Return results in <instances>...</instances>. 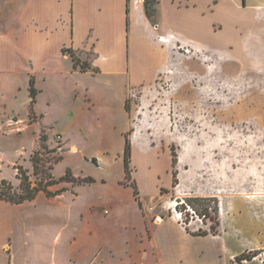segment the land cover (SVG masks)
Returning a JSON list of instances; mask_svg holds the SVG:
<instances>
[{
	"label": "rangeland",
	"instance_id": "obj_1",
	"mask_svg": "<svg viewBox=\"0 0 264 264\" xmlns=\"http://www.w3.org/2000/svg\"><path fill=\"white\" fill-rule=\"evenodd\" d=\"M17 1L23 5L24 0ZM14 3L0 0V38L10 32L1 25L4 18L23 19L22 7L5 9ZM224 8L221 20L228 26L251 23L247 12ZM256 16L255 30L241 46L214 52L198 44L202 51L190 56L173 46L154 82L129 91L127 181L121 136L125 118L117 102L107 101L111 80L69 74L65 63V73L46 81L37 76L36 84L32 80L33 114L24 49L9 52L13 62L0 64V181L16 193L19 172L31 188L49 177L57 182L66 171L92 182L58 183L48 190L66 189L61 195L49 199L39 194L32 202L10 206L5 214L14 226L11 240L5 241L9 248L0 250V264L9 258L12 264L52 259L148 264L143 252L133 259L125 253L130 224L138 231L142 220L149 234L155 217L165 220L152 231L170 255L168 264H264V9ZM77 57L90 59L89 54ZM75 95L80 105L74 104ZM83 95L100 102L85 106ZM73 106L83 107L76 119ZM130 186L136 188V199ZM90 204L97 207L99 238L84 247L80 232ZM169 219L191 235L218 236L223 253L209 238H183Z\"/></svg>",
	"mask_w": 264,
	"mask_h": 264
},
{
	"label": "crops",
	"instance_id": "obj_2",
	"mask_svg": "<svg viewBox=\"0 0 264 264\" xmlns=\"http://www.w3.org/2000/svg\"><path fill=\"white\" fill-rule=\"evenodd\" d=\"M137 1L139 4L135 7ZM164 1L165 5L163 0H158L154 23H150L144 13L143 0H24L22 6L15 0L14 4L5 9L12 11L22 7L23 19L16 21L13 17L10 18V14L4 18V25H1L10 29V32L0 38V64L9 67L13 62L9 52L19 46L24 49V57L30 67L29 79L35 80V84L37 76L46 81L51 76L65 73V63L70 65L69 74L108 77L111 81L108 84L110 90L107 101L111 104L117 102L121 107L125 118V125L121 130L124 141V133L127 131L126 95L134 88L154 82L165 68L168 51L173 47V43L164 47L158 42L159 36L173 35L214 52L221 48L239 47L240 43L249 39L251 30H255L256 11L264 9V0H253L250 4H247V0ZM224 7L234 12H247L251 16V23L242 26L233 22V27L228 26L221 20ZM233 31H236V36L232 35ZM65 50L72 51L90 69L80 72L78 68H74L70 56L63 53ZM78 53L89 54L88 62L80 60ZM80 101L81 97L75 95L74 104L80 105ZM87 102L94 107L100 101L83 95V105L86 106ZM35 103L36 101L33 105ZM33 105L30 111L34 114ZM82 110L83 107L73 106V118L76 119ZM134 204L138 207L135 201ZM10 206L13 205L0 201L2 251L9 248L5 241L11 240L14 226L5 214ZM96 211L94 204L85 209L80 232L85 239L84 247L97 244L99 229ZM106 213L104 216L109 214ZM169 220L178 228L183 238H195L175 220ZM164 223L165 220L162 219L158 224H150L149 234L142 220L138 231L129 223L128 236L131 241L129 251L125 253L128 258L133 259L143 252L148 264H168L170 255L165 254L155 236L156 232L152 231V226L159 227ZM205 238L219 243L223 253L224 246L217 241L218 236ZM101 250L100 248L97 254ZM7 251L9 255L10 250ZM8 264H12L11 258ZM48 264H62V259L58 262L52 259ZM132 264H136L135 260H132Z\"/></svg>",
	"mask_w": 264,
	"mask_h": 264
},
{
	"label": "trees",
	"instance_id": "obj_3",
	"mask_svg": "<svg viewBox=\"0 0 264 264\" xmlns=\"http://www.w3.org/2000/svg\"><path fill=\"white\" fill-rule=\"evenodd\" d=\"M158 5V0H143V9L145 16L147 20L150 23H154V17L156 16L157 12V7ZM63 53H66L70 56L73 62L74 68H78L80 72H86L89 68L87 63H81L79 60L76 58L75 54L72 51H63ZM33 82L32 79H30L29 82V97L31 98L30 104L33 105L35 101V90L33 89L32 86ZM130 148L128 146V142L124 140V149H123V174L125 177V180L127 181L130 177ZM59 159H57L58 161ZM94 162L95 159H92L91 162ZM171 165H175V160L172 159ZM18 179L21 182V188H20V193H16L13 191V189L10 187V185L2 180L0 181V201L5 202L7 204L13 205V206H19L27 202H32L36 199V197L39 194H43L47 198H54L58 195H61L66 189H61L57 190L55 192H50L48 190L49 187H52L53 185H57L58 183H69L72 185H77L81 183H90L92 182L90 178L87 179H76L75 177L72 176L70 171H66L65 175L60 178L59 181H55L52 179V177H49L47 182L44 185H39L37 188H31V186L28 184V180L25 176H23L20 172L18 174ZM131 189L133 190L132 195L133 198L136 199V188L135 186H130ZM136 201V200H135ZM140 207V205L138 204ZM206 216V214H204ZM192 236L194 237H206L207 234H193Z\"/></svg>",
	"mask_w": 264,
	"mask_h": 264
},
{
	"label": "built area",
	"instance_id": "obj_4",
	"mask_svg": "<svg viewBox=\"0 0 264 264\" xmlns=\"http://www.w3.org/2000/svg\"><path fill=\"white\" fill-rule=\"evenodd\" d=\"M157 39L158 42H160L164 47H167L169 43H173V46L177 47L178 50L182 51V53L185 56H190L193 55L194 53H199L200 51H202V49L199 48L197 45L183 41L173 35L159 36ZM161 221H162L161 217H155L153 220V222L157 224L160 223Z\"/></svg>",
	"mask_w": 264,
	"mask_h": 264
},
{
	"label": "bare ground",
	"instance_id": "obj_5",
	"mask_svg": "<svg viewBox=\"0 0 264 264\" xmlns=\"http://www.w3.org/2000/svg\"><path fill=\"white\" fill-rule=\"evenodd\" d=\"M137 4H139V1H137L136 3H135V7L137 6ZM134 138V137H133Z\"/></svg>",
	"mask_w": 264,
	"mask_h": 264
}]
</instances>
